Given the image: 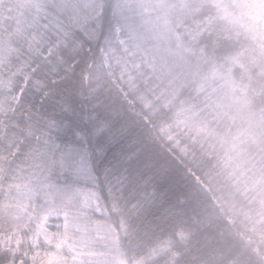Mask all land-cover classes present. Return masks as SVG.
Segmentation results:
<instances>
[{"label":"trees","instance_id":"16d2710c","mask_svg":"<svg viewBox=\"0 0 264 264\" xmlns=\"http://www.w3.org/2000/svg\"><path fill=\"white\" fill-rule=\"evenodd\" d=\"M103 2L107 41L73 79L97 90L129 179L85 264H264L263 19L239 0Z\"/></svg>","mask_w":264,"mask_h":264},{"label":"snow or ice","instance_id":"6c2138e0","mask_svg":"<svg viewBox=\"0 0 264 264\" xmlns=\"http://www.w3.org/2000/svg\"><path fill=\"white\" fill-rule=\"evenodd\" d=\"M116 7L0 0V264H85L101 218L124 198L127 160L105 136L103 101L86 74L73 79L95 62ZM99 53L104 65L118 56Z\"/></svg>","mask_w":264,"mask_h":264},{"label":"rangeland","instance_id":"374dc122","mask_svg":"<svg viewBox=\"0 0 264 264\" xmlns=\"http://www.w3.org/2000/svg\"><path fill=\"white\" fill-rule=\"evenodd\" d=\"M239 2L243 6L247 5L253 9V18H256L255 14H254V12L256 11L258 16H260L264 21V0H239ZM232 16H234L236 19H238V21L242 22L244 20V18H246L248 16V14L246 11L240 10L236 13H232ZM81 259H82V257H81Z\"/></svg>","mask_w":264,"mask_h":264}]
</instances>
